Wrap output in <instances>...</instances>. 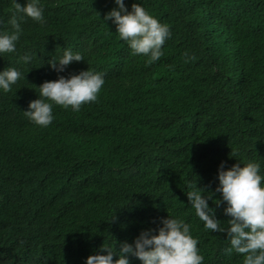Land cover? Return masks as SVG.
<instances>
[{"label":"trees","instance_id":"1","mask_svg":"<svg viewBox=\"0 0 264 264\" xmlns=\"http://www.w3.org/2000/svg\"><path fill=\"white\" fill-rule=\"evenodd\" d=\"M124 2L128 10L142 3L169 25L158 61L132 55L104 21L115 0H41L45 22L25 17L19 50L0 64L24 73L20 94L0 97V264L31 258L32 248L61 241L64 231L72 234L70 259L81 264L103 243L119 248L142 230L158 231L169 212L190 224L202 264H242L243 254L225 253L226 232L203 227L187 191L219 197L222 161L228 168L255 160L264 172V0ZM14 14L12 0H0L7 30ZM65 48L85 59L58 73L48 61ZM185 51L194 59L185 62ZM87 68L105 77L97 99L79 111L53 104L51 131L34 138L36 156L26 154L38 176L52 174L7 180L13 153L33 139H25L29 119L17 99H37L45 80ZM209 205L226 226L225 203Z\"/></svg>","mask_w":264,"mask_h":264},{"label":"clouds","instance_id":"2","mask_svg":"<svg viewBox=\"0 0 264 264\" xmlns=\"http://www.w3.org/2000/svg\"><path fill=\"white\" fill-rule=\"evenodd\" d=\"M12 2L15 14L9 21L11 30H7L8 26L0 16V64L19 50L23 31L21 21L25 17L41 24L45 22L41 0H25L23 5L20 0ZM115 4L116 7L103 17L104 21L111 19L116 25L118 38L127 43L132 55L143 54L148 57L149 63L158 61L164 54L162 46L171 36L169 25L150 14L142 3L134 2L131 10H128L124 0H115ZM3 29L4 31H1ZM182 56L185 62L194 59L187 51L182 53ZM84 59L85 56L80 52L65 48L62 55L51 58L48 63L60 73L73 61ZM22 60L28 63L31 56L25 55ZM22 77L24 73L16 67L0 70V97L8 98L11 93L17 97L21 92V88L17 87ZM104 83L102 72L87 68L67 77L60 75L58 79L45 80L38 86L37 99H17L20 104L25 103L23 112L29 119L24 128L25 139L26 134L33 139L30 144L26 143L19 153H13V165L8 170L7 180L28 183L30 178L37 175L32 167V158L38 154L34 138L41 139L45 131H51L50 123L54 122L53 104L79 111L82 104L97 99ZM27 153H33V157L29 159ZM231 156L237 157L236 154ZM239 161L243 162V166L241 163H235L225 168L222 161L218 167L219 184L215 192L220 193L219 197L213 192L205 194V189L197 186L187 191L188 203L206 230L227 233L229 247L224 249L226 254H243L242 264H264V172L261 162L243 159ZM11 169H14L12 174ZM51 174L37 175V178H47ZM210 199L217 205L225 203L224 212L230 217L226 226L216 218L214 208L209 205ZM41 217H49L52 221V217L44 213ZM51 221L47 232L49 234L54 233ZM190 229V224L181 216L171 215L169 212L168 216L161 218L158 231L142 230L133 242L123 241L119 248L113 247L111 243H103L100 251L90 254L81 264H130L129 257L138 258L141 264H202L204 257L200 254L198 240L191 234ZM64 232L67 234L61 241L50 243L48 240L45 245L32 248L37 253L16 264H79L74 258L70 259L72 234ZM113 256L118 258L114 260Z\"/></svg>","mask_w":264,"mask_h":264}]
</instances>
